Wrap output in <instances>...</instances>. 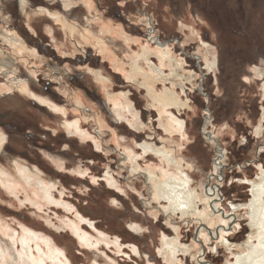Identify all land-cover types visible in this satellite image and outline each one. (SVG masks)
I'll return each mask as SVG.
<instances>
[{"label":"rangeland","instance_id":"374dc122","mask_svg":"<svg viewBox=\"0 0 264 264\" xmlns=\"http://www.w3.org/2000/svg\"><path fill=\"white\" fill-rule=\"evenodd\" d=\"M146 43L168 44L176 61L154 51L149 63L140 55ZM150 66L163 73L150 78ZM263 84L264 0H0V167L27 189L0 183V243L20 264L27 254L32 264L39 256L56 264L53 249L69 264H264V193L261 227L251 224V207H233L253 197L244 181L264 166ZM166 87L184 99L168 112L184 122L185 138L167 131L154 100ZM113 97L129 101L133 124L117 117ZM75 120L88 135L69 129ZM145 141L182 159L207 198L199 208H208V174L220 146L227 149L221 207L237 213L229 243L206 240L193 209L169 208L155 195L144 170L162 179L161 169L174 168L143 151ZM18 164L50 186L51 200L34 193ZM30 230L38 238L24 245ZM165 241L176 243L177 256Z\"/></svg>","mask_w":264,"mask_h":264},{"label":"bare ground","instance_id":"6f19581e","mask_svg":"<svg viewBox=\"0 0 264 264\" xmlns=\"http://www.w3.org/2000/svg\"><path fill=\"white\" fill-rule=\"evenodd\" d=\"M25 2L28 3V1H25ZM66 4H67V2H66ZM6 38L8 41L13 42V45L16 48V51L18 53L28 54L31 56L30 52L26 50L25 46L23 45L22 40L20 38H18V36L7 34ZM161 46H165V47L161 48ZM154 51H155L156 55L159 57L160 61H164V60H170L171 62H172V60L176 61L175 58L171 54V50H170L169 45L165 44V43L160 45V47L157 46L155 48H153L150 43H146L144 45V51L140 55H144L145 59L150 63L151 60H150L149 54L151 52H154ZM178 63L181 64L180 61H178ZM178 63H177V65H179ZM212 64H214V61L209 62L208 66H210ZM133 69L137 73H142V71H143V68L141 66H139L136 63V61H134ZM175 69L176 68L173 69L172 74H175L174 73ZM147 71L149 73L148 76L150 78H152L153 76L155 78H158V77H156V75L163 73V69L161 67H158V66H150L149 70H147ZM103 77H104V79L107 78L106 76H103ZM149 89L152 90V88L150 86H149ZM263 89H264V84H263ZM166 90H167V87H166ZM168 94H171L172 98ZM155 97L159 98L158 95H155ZM114 98L115 97H113V103H114V108L116 110L117 117L119 119H123V118L128 119L126 116L127 115L126 112L129 111L130 113H132V107L129 108V103H128L129 101L128 102L126 101V103H124V102H120L118 97H117V100ZM166 98H168V99L171 98V101L166 102L165 105L161 108V111H162L161 115L162 116L165 115L168 117V123H166L167 131L168 132H176V130H177V131H180L184 135V133H183L184 122L182 120H180L179 118L175 117L174 115H172V112H168V115L165 114L166 113L165 109H166L167 105L179 107V106L185 104L184 99L182 100L178 96V93L174 89L172 90L171 88L169 89V92L167 94H165L163 97H161V99H166ZM128 120L131 124L134 123V121H133L134 119H132V120L128 119ZM262 121H264V120H262ZM261 125H262V123H261ZM261 125L257 126L258 132L264 129V128L262 129ZM75 128H76V131H80V133L83 135L89 134V131L82 130V127L80 126L78 120H75L73 122H69V129L71 131H74ZM3 134L4 133L0 132V147L3 145V143L5 141V137L3 136ZM212 138H214V136H212ZM95 141L97 142L96 138H95ZM140 146L143 148V151H145V152L154 151L157 154H159L163 160H166L168 162L173 163V164L170 163V165H173V168H174L173 170H171V169L167 170L165 168L160 170L161 175L163 176L162 179L160 178L159 173H155V172L151 171L150 169L144 170L145 173L148 175L149 179H151V180L154 179L153 182H154V188H155V195L161 194L165 199H167L170 202L169 203L170 205H168L169 208H173V209L179 208V209L184 210V212H186V210L193 209L196 214H198L200 217H202L201 225L203 227L200 226L201 230L199 233H201V235L204 236V238H206V240H208L209 236L211 235L213 238L220 239L221 241L225 242V240H227L226 234H227L228 230L231 228L232 225H234L232 223L237 220V213L235 211H232L230 213H227L225 211L220 212V210L222 208L221 207V201L219 200L218 197L215 196L214 188H207V187H206V189H207L206 193L209 196L208 198L210 199L208 201V203H209L208 208L207 207L199 208V206L195 205L196 202H198L200 200L205 201V199L207 200V198L203 199L201 197L200 193L197 191L198 189L196 190L193 187V179L190 177V175L182 167H180L182 165L181 164L182 159L180 157L178 158L177 156H174L172 153H170L168 150H166L162 147L153 146V144L151 142H148V141L140 143ZM132 157H134V158L136 157V154L134 152L132 153ZM218 164H220V163L218 162ZM16 166L21 171L20 175L23 176L24 179L33 188L34 193H36L40 197H46L49 200L52 199L53 194L51 193V191L49 189L50 186H48L44 183L36 182L35 180H31L29 178V176H27L26 172H30V170L26 166H23V165L21 166L19 164ZM19 166H21V167H19ZM4 169L0 167V183L1 184H3L5 187H7L10 190V192H12V193H16L19 190V188H25L26 189L23 182L19 183V182L15 181V179ZM164 176L167 177L166 180L164 179ZM244 182L251 185L250 190H251L253 197L249 201L236 204L233 207L234 208H236L238 206L243 207V208L247 207V206L251 207V209H252V211L250 212L251 213V224H253V226L259 225V227H261L263 220H262V218L259 219L258 212L260 213V210L262 207L261 205L263 204L260 201L262 199L261 196H263L262 193H264V166H262L260 164V172L257 175V177H255V179H246ZM189 207H190V209H188ZM218 212H220V214H218ZM261 212H263V210ZM26 232L28 233L29 231H26ZM27 233H25L24 237L22 238L25 243H23V242L22 243L24 245L26 244V245L30 246L31 245V243H30L31 238L37 239L38 236L33 231H31L29 235H27ZM78 233H79V231H78ZM84 238H85L84 240H86V239L88 240L87 235H85ZM197 239L199 241H201L202 245L205 244L204 240H200V238H197ZM168 242H170V243H169L168 247L166 248L167 255L172 254V256H175L176 252H177L176 243L172 242V241H165V244H167ZM225 243H229V241L227 240ZM2 244L0 243V249L2 251V256L4 258L3 259L4 262L1 261L0 264H20V261L18 259L19 256L17 253L14 252L13 247L10 246V247H6V249H5ZM49 246L50 245H48V247ZM24 247H26V246H24ZM51 248L53 249V247H51ZM38 249H41V248H38ZM51 252L52 253H49V254H53V256H54L53 259L56 260L55 261L56 264H69V262H66V260L65 261L62 260V258H61L62 252L61 251H59L58 249L57 250L53 249V250H51ZM136 252H137V250H136ZM200 253H204V252L202 250H200ZM25 254H27V253H25ZM27 255H26V257L23 256V257H25V258H23V259H25L23 261H25V264H32L31 259L29 260L27 258L28 257ZM41 257H43V256H41ZM41 257L39 256V258H37L38 260L40 259L39 264L40 263L45 264L44 258H41ZM36 261L37 260H35V263H36ZM198 261L200 262V264H202L205 261V259L198 258ZM239 263H241V262H239Z\"/></svg>","mask_w":264,"mask_h":264},{"label":"built area","instance_id":"2783aa9c","mask_svg":"<svg viewBox=\"0 0 264 264\" xmlns=\"http://www.w3.org/2000/svg\"><path fill=\"white\" fill-rule=\"evenodd\" d=\"M229 152L223 146H220L217 159L215 160V169L211 170L208 174V184L207 188H214L215 196L219 198L220 201L224 200L225 194L223 192V187L225 180L227 178L226 172L229 171V164L225 161L227 160ZM218 162L220 164H218ZM250 163L246 162V165ZM218 167V168H217ZM225 211L221 208L220 212ZM232 212V211H231Z\"/></svg>","mask_w":264,"mask_h":264},{"label":"crops","instance_id":"0c3cea01","mask_svg":"<svg viewBox=\"0 0 264 264\" xmlns=\"http://www.w3.org/2000/svg\"><path fill=\"white\" fill-rule=\"evenodd\" d=\"M148 92H149L150 96H153V95L155 94V93H153V91L150 90V89H148ZM168 92H169V88H167V90H166V88H165V92H164V93H160V94H158L159 98L154 99V100H156V102H158V104L160 105L161 108L165 105L166 102H170V101H171V98H172V95H171V94H168V95L171 97L170 99H168V98H166V99H161V97H163V96H164L165 94H167ZM169 106H170V105H167V106H166V109H165L166 112L169 111V110H168ZM178 132L181 133L180 131H177V130H176V132H173V133H178ZM173 133H172V134H173ZM182 137H183V138L186 137V131H185V133H184V135H183Z\"/></svg>","mask_w":264,"mask_h":264},{"label":"trees","instance_id":"16d2710c","mask_svg":"<svg viewBox=\"0 0 264 264\" xmlns=\"http://www.w3.org/2000/svg\"><path fill=\"white\" fill-rule=\"evenodd\" d=\"M241 147L242 148H245L246 147V144H244V145H241ZM262 159V158H261ZM247 169V168H246ZM224 189H225V186L223 187ZM233 188V187H232ZM233 192H235V190H233ZM239 232H241V231H239Z\"/></svg>","mask_w":264,"mask_h":264}]
</instances>
